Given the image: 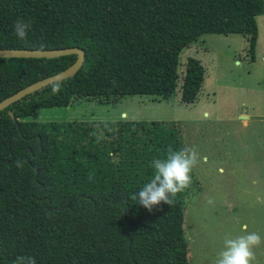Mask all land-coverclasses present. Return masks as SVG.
Returning <instances> with one entry per match:
<instances>
[{
    "label": "trees",
    "instance_id": "1",
    "mask_svg": "<svg viewBox=\"0 0 264 264\" xmlns=\"http://www.w3.org/2000/svg\"><path fill=\"white\" fill-rule=\"evenodd\" d=\"M263 13L264 0H0V49L85 55L57 94L49 83L0 110V264L17 255L37 264H189L188 188L151 211L131 199L153 177L151 161L184 147L181 121L27 118L77 99H168L182 50L203 34H241L254 60ZM18 19L31 21L24 40L14 34ZM76 58L0 57V101ZM187 60L181 101L190 104L205 69Z\"/></svg>",
    "mask_w": 264,
    "mask_h": 264
},
{
    "label": "rangeland",
    "instance_id": "2",
    "mask_svg": "<svg viewBox=\"0 0 264 264\" xmlns=\"http://www.w3.org/2000/svg\"><path fill=\"white\" fill-rule=\"evenodd\" d=\"M264 50V13L257 20ZM242 35L203 34L179 58L176 91L168 99L135 95L77 99L73 106L40 108L35 121L178 120L183 144L194 145L200 160L185 198L183 228L189 241V264H214L226 234L264 235V60L250 61ZM188 57L205 69L201 93L193 104L181 101ZM116 115H119L115 118ZM245 115L246 117L243 118ZM213 203L209 204V199ZM253 264H264V243L253 249Z\"/></svg>",
    "mask_w": 264,
    "mask_h": 264
},
{
    "label": "clouds",
    "instance_id": "3",
    "mask_svg": "<svg viewBox=\"0 0 264 264\" xmlns=\"http://www.w3.org/2000/svg\"><path fill=\"white\" fill-rule=\"evenodd\" d=\"M30 28L31 21L24 19L16 20L13 26L14 34L21 40L26 39ZM50 83L52 94H57L62 86L60 80L54 79ZM120 119H127V114L122 112ZM199 160L200 154L194 145H185L177 150L169 148L165 159L151 161L153 177L131 199H138V203L149 211L161 202L173 205V198L177 193L191 186V174ZM15 164L18 169L23 167L21 160H17ZM208 203H213V200L210 198ZM242 231L246 234L235 238L226 234L224 246L217 254L214 264H253L256 259L253 249L264 243V235L256 231L248 232L247 225L242 226ZM12 264H37V261L34 256L17 255Z\"/></svg>",
    "mask_w": 264,
    "mask_h": 264
},
{
    "label": "water",
    "instance_id": "4",
    "mask_svg": "<svg viewBox=\"0 0 264 264\" xmlns=\"http://www.w3.org/2000/svg\"><path fill=\"white\" fill-rule=\"evenodd\" d=\"M75 53L77 54L76 60L66 67L65 69L61 70L58 73L52 74L40 80H37L21 89L16 91L15 93L5 97L0 101V110L6 108L13 102L21 99L25 95L32 93L41 87L50 83V81L54 79H63L68 76L73 75L76 73L79 68L82 66L84 62V51L78 47H66V48H58V49H47V50H29V49H0V57H58L62 55H67Z\"/></svg>",
    "mask_w": 264,
    "mask_h": 264
},
{
    "label": "crops",
    "instance_id": "5",
    "mask_svg": "<svg viewBox=\"0 0 264 264\" xmlns=\"http://www.w3.org/2000/svg\"><path fill=\"white\" fill-rule=\"evenodd\" d=\"M262 15V14H261ZM261 15H258V16H256V23H257V20L261 17ZM257 30H258V33H257V41H256V46H255V53H254V60H251L250 58H249V56H248V58L250 59V61H252V62H254L255 61V58L257 57V55H259L260 54V52L262 53V59L264 60V50H261L260 52H259V45H260V41H261V32H260V27H258V23H257ZM229 35H231V34H229ZM237 35H241V34H237ZM245 38V37H244ZM248 54V53H247ZM205 79V78H204ZM204 82V81H203ZM203 85V84H202ZM201 90H202V88H201ZM201 90H200V92H199V94L201 93ZM199 94H198V96H199ZM198 96H197V99H198ZM160 97V96H159ZM197 99H196V101H197ZM75 101V100H74ZM74 101L69 105V106H73L74 105ZM195 101V102H196ZM194 103V102H193ZM193 103H190V104H193ZM66 107H68V106H66ZM46 108H50V107H46ZM124 113H126L125 111H123ZM34 114V113H33ZM32 114V115H33ZM127 114V113H126ZM31 115V116H32ZM119 115H121V113L119 112ZM119 115H116L115 116V118H117ZM243 116V115H242ZM244 117H246L245 115L243 116V118ZM29 118V117H28ZM27 118V119H28ZM118 120H119V118H118Z\"/></svg>",
    "mask_w": 264,
    "mask_h": 264
}]
</instances>
